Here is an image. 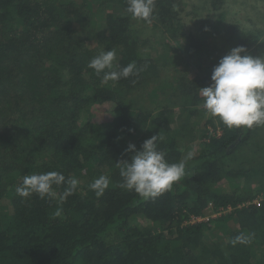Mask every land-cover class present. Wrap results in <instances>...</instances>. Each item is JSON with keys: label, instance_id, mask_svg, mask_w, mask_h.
<instances>
[{"label": "trees", "instance_id": "1", "mask_svg": "<svg viewBox=\"0 0 264 264\" xmlns=\"http://www.w3.org/2000/svg\"><path fill=\"white\" fill-rule=\"evenodd\" d=\"M225 1L198 7L223 18ZM186 6L155 0L146 23L127 0H0V264H264V125L226 127L199 90L231 48L264 56V38L199 19L198 40L177 49ZM101 49L143 71L103 83L88 67ZM200 52L210 59L193 66ZM150 87L161 102L147 107ZM96 106L111 118L95 120ZM156 134L169 163L191 158L170 190L143 198L119 186L118 162L130 159L128 143ZM48 171L76 178L77 191L63 202L66 183L52 198L17 194L24 176ZM100 175L110 183L97 197L89 184ZM208 204L232 209L189 222ZM241 233L251 242L229 243Z\"/></svg>", "mask_w": 264, "mask_h": 264}, {"label": "clouds", "instance_id": "2", "mask_svg": "<svg viewBox=\"0 0 264 264\" xmlns=\"http://www.w3.org/2000/svg\"><path fill=\"white\" fill-rule=\"evenodd\" d=\"M155 8V0H127L126 12L135 20L150 23ZM116 60L115 49H101L97 55L90 59L88 67L96 76H101L102 82L118 81L121 78L137 76L142 67L135 62L127 66L114 64ZM211 83L199 88L203 98V108L210 117H216L228 128L264 125V56L248 54L244 46H235L223 55L213 67ZM158 134L145 139L137 149L133 143H128L125 152L131 153L130 159L118 162L122 182L120 187L126 191H134L143 198H156L170 190L174 182L185 174L187 159L169 163L165 159V152L158 147ZM66 183L61 202L75 193L78 189V180L68 178L57 171L33 173L23 177L22 183L16 188L21 197H29L33 192L41 199L55 197L53 185L60 186ZM109 177L100 175L90 184L89 189L97 197L108 188ZM55 216L61 215L57 209ZM251 235L243 233L229 239L235 246L237 243L248 244Z\"/></svg>", "mask_w": 264, "mask_h": 264}, {"label": "rangeland", "instance_id": "3", "mask_svg": "<svg viewBox=\"0 0 264 264\" xmlns=\"http://www.w3.org/2000/svg\"><path fill=\"white\" fill-rule=\"evenodd\" d=\"M225 3L227 4H225V7L222 8L223 10L221 9L223 12L222 13L223 18L219 17V14L221 12L214 11L211 13L212 14L211 16L208 14H205V15H208V19H207L205 18V15L203 14L204 10L198 7V5H200L199 0H187V6L185 7L184 12L182 13V22L184 25L183 30L187 35V43L183 42V40L179 38L178 43L180 44L177 45L176 48L181 49L183 48L182 45L184 46L185 44H188L190 41L198 40L196 37V34L198 33L194 29L195 27H198L200 25L197 22L199 19H202L203 24L207 23V25L208 24L211 25L212 23L214 26H218V28L220 29L225 28L226 23L238 22L243 29L251 31L252 34L257 35L260 38H264V0H226ZM192 15L201 16V17L193 18ZM94 20L96 22V26L98 27L101 19L99 20L95 18ZM92 30L93 31L90 33L93 34L92 38L95 39L97 36L94 35V33H97L99 31L97 28H93V27H92ZM158 31H159V28L154 30V32L156 33ZM148 33L150 34V30L145 31L144 34L148 35ZM209 59H210L209 55H207L206 52H200V53H197V56L195 57V60H197V63L192 61L191 64H193L194 66L198 64V61L200 60L206 62ZM191 69L192 68H190V70ZM156 90L157 89H155V87H152L149 90L150 91L149 99L147 98L145 101H143L145 102L144 103L145 106L149 107L151 105H156L157 102L158 103L161 102L160 100L161 94L159 91L158 93H156ZM157 94H159V97ZM91 111L96 113L94 115L95 120H99L103 122L111 118L109 106H105L104 108L96 106V107H93ZM260 197L261 196L258 195L256 199L260 200Z\"/></svg>", "mask_w": 264, "mask_h": 264}, {"label": "built area", "instance_id": "4", "mask_svg": "<svg viewBox=\"0 0 264 264\" xmlns=\"http://www.w3.org/2000/svg\"><path fill=\"white\" fill-rule=\"evenodd\" d=\"M255 202H258L259 200L255 199ZM232 209L231 206H228L226 208H219L218 210H215L212 204H208L205 209L203 210L201 215H194L191 216V219L189 222L194 223L198 221H208L210 218H214L218 215L230 212Z\"/></svg>", "mask_w": 264, "mask_h": 264}]
</instances>
